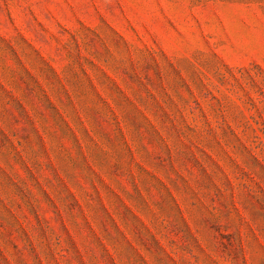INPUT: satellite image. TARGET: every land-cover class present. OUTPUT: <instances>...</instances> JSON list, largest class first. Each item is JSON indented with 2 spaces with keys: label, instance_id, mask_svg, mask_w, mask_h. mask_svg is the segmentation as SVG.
I'll return each mask as SVG.
<instances>
[{
  "label": "rangeland",
  "instance_id": "1",
  "mask_svg": "<svg viewBox=\"0 0 264 264\" xmlns=\"http://www.w3.org/2000/svg\"><path fill=\"white\" fill-rule=\"evenodd\" d=\"M0 264H264V0H0Z\"/></svg>",
  "mask_w": 264,
  "mask_h": 264
},
{
  "label": "trees",
  "instance_id": "2",
  "mask_svg": "<svg viewBox=\"0 0 264 264\" xmlns=\"http://www.w3.org/2000/svg\"><path fill=\"white\" fill-rule=\"evenodd\" d=\"M55 76L58 77L57 74Z\"/></svg>",
  "mask_w": 264,
  "mask_h": 264
}]
</instances>
